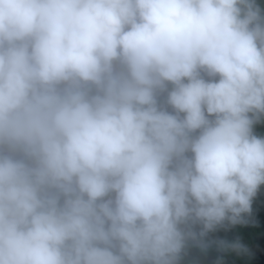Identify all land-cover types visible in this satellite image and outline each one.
Masks as SVG:
<instances>
[{
	"label": "clouds",
	"instance_id": "obj_1",
	"mask_svg": "<svg viewBox=\"0 0 264 264\" xmlns=\"http://www.w3.org/2000/svg\"><path fill=\"white\" fill-rule=\"evenodd\" d=\"M0 264H264V0H0Z\"/></svg>",
	"mask_w": 264,
	"mask_h": 264
}]
</instances>
